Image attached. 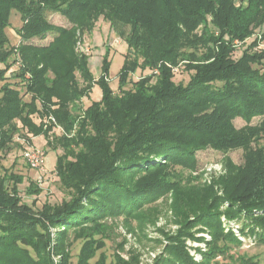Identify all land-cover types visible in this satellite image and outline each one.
<instances>
[{
  "label": "trees",
  "instance_id": "1",
  "mask_svg": "<svg viewBox=\"0 0 264 264\" xmlns=\"http://www.w3.org/2000/svg\"><path fill=\"white\" fill-rule=\"evenodd\" d=\"M239 1L0 0V156L17 134L33 145L32 137L43 135L52 150L63 149L56 171L71 190L69 199L35 209L17 187H0V264H54L50 225L63 227L56 252L60 264H68V229L79 230L92 253L108 236L110 217L151 222L145 206L170 192L181 226L157 264H211L230 255L243 241L226 230L223 213L242 221V234L264 244V119L241 128L233 123L236 116H264V50L254 51L258 37H249L255 28L264 34V0ZM14 12L22 22L17 45L7 31ZM54 12L72 26L53 24ZM101 17L128 46L118 92L109 86L108 61L95 78L89 51L77 46ZM201 23L203 30L196 31ZM50 33L49 44L31 42ZM237 39L244 40L241 46ZM181 66L191 72L186 84L175 81ZM139 69L151 72L133 81ZM97 83L102 98L83 108L80 102ZM207 147L242 148L245 162L227 159V172L204 184L175 168H195L196 152ZM33 188L32 181L28 193ZM224 202L229 205L221 211ZM198 225L212 235L201 262L185 247L187 237L205 240L193 231ZM30 244L39 260L24 247ZM230 258L232 264H260L246 254Z\"/></svg>",
  "mask_w": 264,
  "mask_h": 264
},
{
  "label": "rangeland",
  "instance_id": "2",
  "mask_svg": "<svg viewBox=\"0 0 264 264\" xmlns=\"http://www.w3.org/2000/svg\"><path fill=\"white\" fill-rule=\"evenodd\" d=\"M239 5L240 1L236 0ZM247 2L244 3L246 5ZM49 19L53 24L65 27H71L72 23L61 13L54 12L49 15ZM209 25L213 26L212 18L208 17ZM22 25L20 14L14 12L12 16V26L8 28V34L11 42L17 45L20 41V36L17 33V28ZM205 24L201 23L196 31L201 32ZM214 27V26H213ZM258 37L256 44L253 46L254 51L261 52L264 50V34L260 28H255L252 35L249 37ZM248 37V38H249ZM252 37V38H253ZM246 38V39H248ZM54 39V34L50 33L44 39L34 38L31 40L36 45L49 44ZM244 40L237 39L235 43L242 45ZM244 45V44H243ZM78 48L81 51L88 52V64L92 75L95 78H100L104 71V65L108 61V78L109 86L112 90L118 92L120 87L119 74L124 67L128 46L125 40L116 35L111 29L109 21L103 17L99 19L95 29L91 33L85 34L82 43H78ZM240 54V50L236 52V56ZM18 65V64H17ZM17 65L13 66L7 73L8 77L17 69ZM0 67H3L0 64ZM151 71H142L139 69L132 75V80L136 81L141 76H144ZM175 81L184 82L185 84L190 79V71L184 69L183 66L175 68ZM54 77V73H50ZM82 81V80H81ZM3 80L0 79V87ZM127 87H132V82ZM103 90L99 83L95 84L90 94L85 96L80 105L83 108H88L93 102L99 101L102 98ZM51 120L55 121V117L50 115ZM264 119L263 115L255 116L250 121L241 116H236L233 123L236 127L241 128L247 124L257 125ZM39 121L40 119L37 118ZM55 133L60 135L63 133V128L57 126L54 129ZM35 139V140H34ZM34 146L42 149L46 154L44 162V170L32 168L24 157V151L29 146L19 134L15 136L14 142L8 151L2 152L0 156V187H17L20 190V195L23 201L31 204L35 209H43L46 203L56 204L61 203L64 199L70 198V189L62 185L56 171V163L58 154L64 151L62 148L57 151L52 150L46 143L43 135L32 137ZM197 162L195 168L182 167L176 165L175 168L184 171L185 176L192 175L195 183L204 184L211 182L227 172L225 166L227 159H232L236 164L245 162L244 149H234L229 152H223L213 147H207L196 152ZM22 175L23 180L17 182L18 177ZM34 182L33 192L27 191L31 182ZM17 182V183H16ZM31 190V189H30ZM219 194L223 191L219 189ZM173 192L166 194L156 201L147 204L145 207L149 217L153 220L145 222L139 221L138 218L132 217L131 220L125 218L124 215L118 217H110L107 222L110 224L108 236L103 239V245L99 246L92 253L87 252V245L90 242L77 229H68L66 234V250H68V264H157L158 258L164 254L166 246L171 240L169 237L176 235L181 226L180 217L173 207ZM229 203L224 202L221 206V211H226ZM262 212L255 210L254 213ZM245 215V214H244ZM221 220L226 230L232 229L235 234L243 242L240 246L232 247L230 255H234L237 259L239 255L246 254L255 256L260 260V264H264V244H261L251 235L242 234V221L231 219L226 214L221 215ZM5 222V221H4ZM3 222V223H4ZM51 244L48 248L53 249L54 264H60L63 257L56 252L60 246L62 226L50 225ZM202 225L195 226L193 231L198 237H203L205 240H198L193 237L185 238V247L196 262L203 261V252L208 249L207 241L212 239L211 233ZM44 231L43 227H40ZM97 239L100 235L96 234ZM32 242H37L38 239L31 237ZM18 243H22L18 240ZM28 249L29 254L39 260L38 251L32 244L24 246ZM86 247V248H85ZM202 250V251H201ZM86 255V256H85ZM230 255H219L211 264H232ZM87 257L84 261L83 257ZM41 261V260H40Z\"/></svg>",
  "mask_w": 264,
  "mask_h": 264
},
{
  "label": "built area",
  "instance_id": "3",
  "mask_svg": "<svg viewBox=\"0 0 264 264\" xmlns=\"http://www.w3.org/2000/svg\"><path fill=\"white\" fill-rule=\"evenodd\" d=\"M24 157L32 168L44 170L46 154L42 149L29 144L24 151Z\"/></svg>",
  "mask_w": 264,
  "mask_h": 264
},
{
  "label": "crops",
  "instance_id": "4",
  "mask_svg": "<svg viewBox=\"0 0 264 264\" xmlns=\"http://www.w3.org/2000/svg\"><path fill=\"white\" fill-rule=\"evenodd\" d=\"M0 64H2L3 65V67H0V69H4L5 68V65L3 64V63H0ZM9 72V71H8ZM7 72V73H8ZM7 73H6V76L8 77V75H7ZM35 138V137H34ZM35 140V139H34ZM46 142H47V140H46ZM33 143H34V141H33Z\"/></svg>",
  "mask_w": 264,
  "mask_h": 264
}]
</instances>
